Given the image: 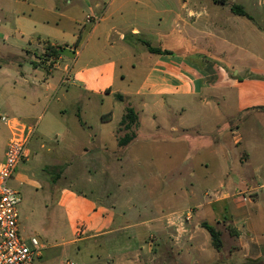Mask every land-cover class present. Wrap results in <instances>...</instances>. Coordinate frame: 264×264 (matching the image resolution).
I'll use <instances>...</instances> for the list:
<instances>
[{
  "label": "crops",
  "instance_id": "crops-1",
  "mask_svg": "<svg viewBox=\"0 0 264 264\" xmlns=\"http://www.w3.org/2000/svg\"><path fill=\"white\" fill-rule=\"evenodd\" d=\"M92 1L84 0L89 10L86 19L96 16L94 9H101V20H77L72 15L68 20H21L20 28L7 27L30 43L38 42L42 55L47 42L65 47V53H75L70 64L63 63V54L40 61L34 54L27 66L2 70L7 78L3 88L12 97L7 99L9 116L27 124L41 106L46 110L52 104L42 88L56 93L64 77L78 112L69 124L66 109L58 108L53 118L60 129L52 134L54 141L48 140V133L32 135L28 146L33 141L37 144L27 148L29 157L22 160L15 179L36 192L43 190L45 187L27 174L41 163V152L51 155L55 163L45 168L52 171L59 167V172L47 184L46 206L58 223L67 225L70 242L109 238L146 226L149 236L136 234L139 244L133 262L142 263L147 256L148 264H156L163 253L164 264H170L172 251L182 252L186 238L200 251L212 246L201 222L219 225L222 235L224 224H228L235 245L230 249L242 259L232 264H264V31L252 18L233 13L227 2L221 5L208 0L211 5L206 6V0ZM161 12L168 13V18L162 19ZM249 40L256 46L250 60L234 53ZM144 42L169 53H152ZM53 70L63 73L58 87L52 81L56 78ZM93 96L101 100L99 130L79 117L82 106L94 105ZM120 102L126 106L116 117ZM106 103L111 109L103 110ZM128 107L137 114L138 125L131 129L121 124ZM0 121L2 160L10 131ZM127 133H133V139L120 146L119 138ZM107 138L117 150L109 152ZM126 157L133 165L146 164L154 170L160 166L150 175L148 192L152 197L164 186L159 195L164 205L157 201L154 212L135 222L128 217L134 211L130 205L116 210L113 205L104 207L99 198L93 202L84 191L75 189L71 175L81 165L90 184L93 164L100 169H110L114 163L121 167ZM67 178L71 181L63 183ZM29 210L32 220L35 205ZM185 217L194 218L195 229L181 226ZM79 220L86 222L85 236L75 229ZM177 230L181 235L178 243L174 240ZM19 233L28 238L21 221ZM155 235L157 240H150ZM141 242L147 243L146 252ZM126 259H120V264H126ZM211 260L222 261L213 255Z\"/></svg>",
  "mask_w": 264,
  "mask_h": 264
},
{
  "label": "rangeland",
  "instance_id": "rangeland-1",
  "mask_svg": "<svg viewBox=\"0 0 264 264\" xmlns=\"http://www.w3.org/2000/svg\"><path fill=\"white\" fill-rule=\"evenodd\" d=\"M69 1H71V3H69ZM205 3L206 6L211 5L208 0H206ZM227 3L230 6L243 5L246 9L245 11L250 15L252 20L256 21L257 25L264 31V0H227ZM161 7L163 8V6ZM100 10L94 9L96 16H93L92 18L89 16L86 19V14L89 10L84 0H0V120L3 116H6L7 118L12 117L7 114V99L10 100L12 97L8 95L7 91L3 88V85L7 83V78L2 70H7V67L21 69L24 66H27L31 59L35 58L36 55H38V61L41 59L45 60L47 57L40 54L41 49L38 47V42L30 43L27 40V37L22 39L20 34L11 33V31L7 30V27L12 29L20 28L21 20H68L67 17L72 15L75 16L77 20H101L102 16ZM163 10L168 9L164 7ZM58 13H63V15L66 13V15L62 17L58 16ZM160 15L162 19L165 20L169 14L166 13L165 15L161 12ZM201 16L202 15L194 17V19L201 18ZM158 18L159 17H157V19ZM242 20L249 19L242 18ZM62 22L61 25H63ZM250 40L254 42L255 38L252 37ZM250 40L242 42L245 46L235 49L234 53L250 60L252 58L251 54L256 52V46L254 47L252 45L253 42H250ZM63 55L65 56L63 63L70 64L75 53L74 51H71L66 52ZM52 75L56 77L55 79H52V81L56 82V87H58V77L61 76L60 79L62 80L63 73L61 70H53ZM52 75L50 76V80ZM62 83L64 84H59L58 92L56 93L46 91L45 88H42L41 91L43 92V95H48L49 99H52V104L46 110H44L45 106H41L36 113H33L35 118L29 120L27 123L32 125L38 121L36 132H38V134H50L51 136L48 137L49 141H54L52 134L60 129L53 118L54 115L58 114L59 107L66 109L65 116L69 120V124L72 123L73 115L75 113L78 114L76 111L77 106L74 104L73 97L67 91V77H64ZM92 98L95 102L94 105H92L91 108L82 106V111L79 117L82 121L87 120L88 123L92 122L95 129L99 130V127L97 126V115L99 114V111H101V100L94 96ZM124 106H126L125 102L119 103L118 107L115 109L116 117H120L123 114ZM109 109H111L110 104L106 103L103 110ZM18 112H23V110H19ZM41 113L43 114L39 117ZM0 124H2L1 121ZM35 144L37 143L33 141L30 146H27V148H32ZM107 147L109 152L117 150V146L114 145L111 138H107ZM41 155V163L31 168L28 174H26L39 181L41 185L45 187L43 190L39 189V191L36 192L34 187L28 188L26 185L20 184L19 180L15 179L16 173L12 175L7 182V185L16 190L21 198L20 203L18 204V211L19 220L26 231L24 236L28 235V238H25L26 243L30 245L29 239L32 236L36 237L40 244L44 246L40 252V255L42 253V258L39 259L40 255L34 256L33 264H120V259L126 258V260L130 261V263H127L125 260L126 264H148V261H146L147 256L145 257V262H133V259L135 258V248L139 244V239L136 234L145 233L149 236V228L146 226L126 231V233H117L116 236L109 237L110 239L103 237L89 241H69L72 237L67 233L69 231L67 225L62 221H59L58 223L52 212L49 213L50 208L46 206L48 203L47 197L49 195L47 184L51 177L59 172V167H56L52 171L50 168L46 169L45 167L47 165H50L51 167L55 162H53L54 160L50 154L41 152ZM66 155L68 156L70 154ZM77 155H80V153ZM146 155H148L147 152H145V156ZM21 165H23L22 161L19 163V166ZM95 166V164L92 165L90 184L87 183L89 174L81 165H78L71 171V175L76 182L75 189L84 191L86 197L93 202H95V198H99L104 207L113 205L116 210H120L121 205H130V209H133L134 211H130L131 214L129 213L130 216L128 215V217H133L131 219H133L134 222L145 218L147 214L154 212L152 208L157 201H159L158 203L161 205H164L165 202L159 199V195L162 194L164 186L156 198L154 196L152 197L148 192L149 181L151 179L150 175H153L156 170L158 171L160 166H155L156 170H154L153 166L149 167L146 164H143L142 166L133 165L131 159L128 157L125 158L121 167L117 163H114L113 167L110 169H100ZM69 180L71 181L70 178L62 179V182L66 184ZM138 197H140L139 200H136ZM177 203L180 204L181 202L178 201ZM32 204L35 205V215L32 220H30L29 208ZM190 205L193 206L194 202L191 201ZM138 215L140 216L138 217ZM167 220L168 218L166 219V222ZM39 221L42 222L43 227L39 224ZM195 223L194 218L190 221V218L188 219L185 217L182 220L181 226L184 224V226L187 228L191 227L193 230L195 229ZM167 224L170 223L167 222ZM177 226H180V224L178 225L177 223ZM224 226L225 229H223L224 232L222 235L224 248L220 252L215 250L212 246H209L208 248L207 246L203 247L201 251L204 252H201L193 247L195 244L194 241H188L186 238L184 240L182 239L183 241L181 240L184 248L182 252H177L176 248L172 251V262H170V264H232L234 261H241L240 253L230 249V247L235 246L233 245L234 238H230V235L232 234L230 233L231 226L228 224H224ZM86 228L87 226L84 220H79L77 224H75L76 231L81 232L84 236L87 233ZM216 228L219 230V225H217ZM179 231L180 230L175 231V233L177 232L174 239L176 243H178L179 237H181V235L179 236ZM154 239L155 241L157 240L156 235L150 237V240ZM141 245L144 252H146L147 243L141 242ZM212 255L216 256L218 259H222V261L214 263V261L211 260ZM158 256L160 259L157 260L156 264H164L163 259H165V254L161 253ZM195 259H203V262L196 263Z\"/></svg>",
  "mask_w": 264,
  "mask_h": 264
},
{
  "label": "built area",
  "instance_id": "built-area-1",
  "mask_svg": "<svg viewBox=\"0 0 264 264\" xmlns=\"http://www.w3.org/2000/svg\"><path fill=\"white\" fill-rule=\"evenodd\" d=\"M1 120L9 129L10 138L4 158L0 160V264H33V258L39 256L42 244L36 237H31L28 245L21 237L18 211L21 198L7 182L17 172L19 163L29 157L27 146L36 132L37 123L29 125L16 117L6 116Z\"/></svg>",
  "mask_w": 264,
  "mask_h": 264
},
{
  "label": "trees",
  "instance_id": "trees-1",
  "mask_svg": "<svg viewBox=\"0 0 264 264\" xmlns=\"http://www.w3.org/2000/svg\"><path fill=\"white\" fill-rule=\"evenodd\" d=\"M212 1L221 5H224L227 2V0H212ZM231 11L237 15L246 16L251 19L250 15L244 10V8L241 5H232ZM144 44L147 46L148 50L152 53H158V54L169 53L168 51L162 50L161 48L152 47L148 42H144ZM76 46L77 44H75V47ZM64 53H65V47L63 46H55L48 42L44 45V55L47 57L57 59L60 55ZM117 98L120 100L123 99L121 95H117ZM121 124L124 125L126 129H131L133 126L138 125L137 114L133 108L128 107L126 109ZM133 137H134L133 133H127L123 137L119 138L118 143L120 146H125L133 139ZM201 226L205 228L210 234L212 246L217 251H220L223 246L222 232L218 230L214 224H210L208 222H202Z\"/></svg>",
  "mask_w": 264,
  "mask_h": 264
}]
</instances>
